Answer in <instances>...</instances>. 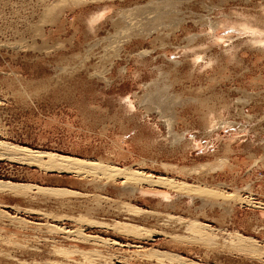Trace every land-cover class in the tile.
I'll use <instances>...</instances> for the list:
<instances>
[{"label":"rangeland","instance_id":"374dc122","mask_svg":"<svg viewBox=\"0 0 264 264\" xmlns=\"http://www.w3.org/2000/svg\"><path fill=\"white\" fill-rule=\"evenodd\" d=\"M74 1L0 0V141L167 176L191 192L144 185L130 197L99 169L0 158L2 181L75 192L0 191V264H161L150 249L264 264L238 246L239 234L264 246V51L238 26L220 23L213 36L205 27L264 18V0ZM208 110L222 123L207 128ZM112 223L157 234L103 227ZM199 223L210 236L190 228Z\"/></svg>","mask_w":264,"mask_h":264},{"label":"bare ground","instance_id":"6f19581e","mask_svg":"<svg viewBox=\"0 0 264 264\" xmlns=\"http://www.w3.org/2000/svg\"><path fill=\"white\" fill-rule=\"evenodd\" d=\"M70 1L77 2L74 0H70ZM245 1H250V0H245ZM52 9L53 8H51L50 10ZM52 12L53 11H51L50 13ZM236 17H235V20L233 21H230V20L206 21L205 27L208 29H211L212 34L209 35V33L207 32H205L204 34L213 36L214 31L217 30V28H219L218 26L220 25V23L221 25L223 23L226 26L227 24H233L236 27L238 26L241 29L250 31L251 36L249 40L251 44L258 45L264 51V18H260V16L257 14L254 16L253 15L252 16L247 15L243 17L241 16L240 19H236ZM171 29L172 28H169L168 30H171ZM192 35L194 37L196 36V34L195 35L192 34ZM188 39L189 41L193 40L191 35L190 37H188ZM210 39L213 40L212 38ZM191 51L194 52L193 50ZM200 53H192V55L196 54L194 56L195 59H198V58L204 59V57L200 56ZM202 53H205V52H202ZM130 104L131 103L129 102V105ZM200 105L203 106L204 108L206 107L203 101L201 102ZM220 116L221 115L219 114H216V115L212 114L211 110L204 112V117L205 119H207V128L210 129V128H213L217 124H221L222 120H220L221 119ZM0 158L5 159V160L7 159L10 161L19 163V164H24L28 166H36L37 168L43 171H46V172L55 171L59 173L60 172L62 173L63 172H66V173L75 172L76 173V172H80V170H82V167L83 168L91 167L92 169H99L100 171H102L101 175L102 177L105 178L107 183H114L116 182L117 179H120V185L122 186L121 188L122 191L124 192L126 196H130V197L133 195L135 196L136 192L138 191L141 192L142 190H144L143 189L145 187L144 185L150 186V187H154V186L166 187L175 192L182 188H188V190L191 192L190 184H188L187 182L176 181L175 179L167 177V176H161V175L154 176L152 174L145 173L140 170H132L127 167L105 165V164L98 163V162L86 161L84 159H79L76 157L59 155L54 152L33 150L29 147L13 144V143L6 142V141H0ZM198 190L200 191V188ZM0 191H5V192L9 191L13 193H25V194L34 191L40 194L54 195V196H63V195L75 193L74 191H70L62 187H42V186H38L35 184H31V183H15L11 181H2V180H0ZM197 192L195 191L194 193H197ZM165 194H168V192L167 193L165 192L163 193V195H161V198H163V200L167 199V196ZM130 197H127V198H130ZM172 201L173 200H170L168 203ZM125 208H127L131 214L132 212L134 214L137 211H138L137 214L139 213V211H140V214L142 212L145 213V211H142V209H140L139 207L131 203H127V206H125ZM207 226L208 225L199 223V224L190 225V228H192L195 232H199L201 235L204 234L206 236H210L208 234L209 229L205 228ZM103 227L107 229H113L115 231H123L126 233L131 231L133 232V234H136V236L139 237V239L140 238H151V236H153L154 234H157L156 231H151V230H146V229L143 230L140 227H138V225H128L127 223H112V224L103 225ZM73 236L79 238L80 240L92 241V243L117 244L115 240L109 241L108 239H104L99 236H92V237L85 236V234H83L80 230L76 231ZM238 236H240L238 239V243H239L238 246L240 248H243L244 250L250 253H253L255 255H258V256H264V246H259V248L255 247L254 246L255 240L253 238L245 237L241 234H239ZM149 254L154 255L155 259L161 264L163 262H168L170 264H197L191 261H187L185 258H183L182 256H179L178 254H174V253L167 252V251L162 252L159 250L150 249Z\"/></svg>","mask_w":264,"mask_h":264}]
</instances>
